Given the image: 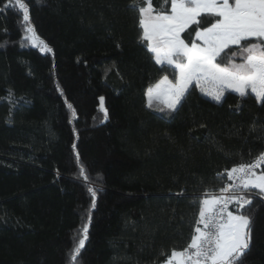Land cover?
I'll return each instance as SVG.
<instances>
[{
  "label": "trees",
  "instance_id": "obj_1",
  "mask_svg": "<svg viewBox=\"0 0 264 264\" xmlns=\"http://www.w3.org/2000/svg\"><path fill=\"white\" fill-rule=\"evenodd\" d=\"M23 2L52 51L22 47V11L0 10V264H70L88 215L79 264H166L194 235L198 198L264 153V104L193 85L177 112L149 109L146 89L176 79L146 51L131 0ZM240 190L251 203L228 211L249 218L250 241L237 264H264V193Z\"/></svg>",
  "mask_w": 264,
  "mask_h": 264
},
{
  "label": "snow or ice",
  "instance_id": "obj_2",
  "mask_svg": "<svg viewBox=\"0 0 264 264\" xmlns=\"http://www.w3.org/2000/svg\"><path fill=\"white\" fill-rule=\"evenodd\" d=\"M16 5L22 11L25 22L22 25L25 35L20 41L21 46H25V41L30 42V46H37L30 10L23 0H6L4 9L0 10ZM130 7L139 14L140 40L147 42L144 45L146 51L161 65L162 72L171 68L176 79L173 83L164 75L146 89V106L149 109L165 114L177 112L191 94L193 82L216 103H221L225 91L231 89L241 98L252 95L258 103L264 104V0H162L158 9L153 6V0H131ZM204 20L211 23L205 25ZM193 25L195 27L190 35L194 33L195 38L203 41V46L195 40L186 43L181 38V33ZM38 44L41 52L52 51L46 42L38 41ZM233 45L237 47L233 49ZM225 49L229 51L225 52ZM237 56L242 62H234ZM13 96L9 89V102H13ZM99 100L102 104L104 97H99ZM103 111L106 117L107 110ZM258 159L264 160V153H260ZM254 167L241 164L226 170L227 178L239 184L235 185V191L224 200L222 207L219 206L220 198H198L200 209L194 235L187 248L180 252L172 250L168 264H172L173 259L175 264H237L249 248L250 220L242 214L234 215L227 211V207L229 202L235 201L239 211L243 205L251 203L243 194L237 195L241 185L244 189L251 187L264 193V175L257 177ZM79 171L82 175L85 172L82 165ZM222 178L223 175L218 174V179ZM232 188L233 185H228L220 191ZM87 190L93 198L91 208L94 209L97 189L89 183ZM90 220L88 215L80 232L73 237L68 253L70 264H79L78 257L87 240ZM189 249L195 251L189 253Z\"/></svg>",
  "mask_w": 264,
  "mask_h": 264
},
{
  "label": "built area",
  "instance_id": "obj_3",
  "mask_svg": "<svg viewBox=\"0 0 264 264\" xmlns=\"http://www.w3.org/2000/svg\"><path fill=\"white\" fill-rule=\"evenodd\" d=\"M251 165H255V167L253 168V171L254 173L256 174L257 170L259 168H261L263 165H264V160H260V159H257L253 164ZM248 166V165H246ZM239 184L238 181H235V180H230L223 188H226L228 185H233V188L232 189H229L227 191H224V192H221L220 190H217V191H214V192H211L210 194L211 195H208V197H210L211 199L212 198H220L221 199V204L219 206H223V202L224 200L228 199L232 194H233V191H235V185ZM242 186V185H241ZM241 186H240V189H241ZM239 189V192L237 193V195H240V194H243V196L245 197V199H247V193H245L244 191L242 192L241 190ZM236 202L235 201H231L228 203V207H227V211L230 209V207L235 204ZM201 228L203 227V225H199ZM195 250L194 249H189V253L191 252H194Z\"/></svg>",
  "mask_w": 264,
  "mask_h": 264
},
{
  "label": "rangeland",
  "instance_id": "obj_4",
  "mask_svg": "<svg viewBox=\"0 0 264 264\" xmlns=\"http://www.w3.org/2000/svg\"><path fill=\"white\" fill-rule=\"evenodd\" d=\"M25 35V34H24ZM36 37H37V46H32V47H34V48H36V49H38L39 51H40V45L38 44V41H42L39 37H38V35L36 34ZM26 43L27 44H29L30 45V42H28V41H26ZM200 45L201 46H203V43L201 44L200 43ZM41 52V51H40ZM41 53H47L46 51L45 52H41ZM240 57L239 56H237L236 58H235V60H234V62H237V63H239L240 61ZM170 81H172L171 79H169ZM172 82H174L175 83V81H172ZM206 87H211V85H206ZM197 88H198V86H197ZM199 89V88H198ZM228 90H226L225 91V93L227 92ZM202 94H204V93H202ZM205 95V94H204ZM206 97H208V98H211V97H209V96H207V95H205ZM212 99V98H211ZM155 110V109H154ZM261 175H264V174H261ZM260 176V175H259ZM258 177V176H257ZM234 215H238V214H234Z\"/></svg>",
  "mask_w": 264,
  "mask_h": 264
},
{
  "label": "crops",
  "instance_id": "obj_5",
  "mask_svg": "<svg viewBox=\"0 0 264 264\" xmlns=\"http://www.w3.org/2000/svg\"><path fill=\"white\" fill-rule=\"evenodd\" d=\"M170 14V13H169ZM181 38H182V33H181ZM183 39V38H182ZM254 39V38H253ZM195 42L196 43H198V44H202L203 43V41H201V40H199L198 38H195ZM233 46H235V45H233ZM226 50V49H225ZM240 62H242V60H241V58H240V60H239ZM239 62V63H240ZM237 63V62H236ZM161 66V65H160ZM169 79V78H168ZM170 81V80H169ZM174 83V82H173ZM175 83H176V80H175ZM193 85H195V82H193ZM163 87V86H162ZM199 88V87H198ZM199 91H200V88L198 89ZM228 91H232L231 89H228ZM250 91V90H249ZM201 92V91H200ZM233 92V91H232ZM202 93V92H201ZM204 95V94H203ZM162 113V112H161ZM249 189H256V188H249ZM259 190V189H258ZM207 199H211L210 197H207ZM233 214H235V213H233ZM166 264H168V262L166 263ZM172 264H175V259H173V262H172Z\"/></svg>",
  "mask_w": 264,
  "mask_h": 264
}]
</instances>
